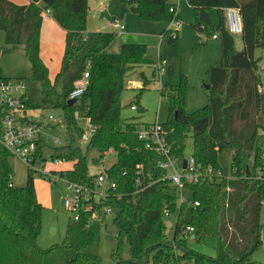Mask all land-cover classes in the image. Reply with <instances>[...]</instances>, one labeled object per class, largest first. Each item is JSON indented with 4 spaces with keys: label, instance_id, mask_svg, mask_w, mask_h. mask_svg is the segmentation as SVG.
Returning a JSON list of instances; mask_svg holds the SVG:
<instances>
[{
    "label": "trees",
    "instance_id": "1",
    "mask_svg": "<svg viewBox=\"0 0 264 264\" xmlns=\"http://www.w3.org/2000/svg\"><path fill=\"white\" fill-rule=\"evenodd\" d=\"M124 3L135 5L139 16L151 22H172L178 14L169 0H110L102 18L119 15ZM198 16L195 31L211 25L209 12L219 13L217 31L222 40V61L208 70L206 90L208 104L194 113L186 110V83L163 90L173 102L170 118L163 124L169 132L172 152L183 158L186 141L193 140V156L203 168L221 172L215 180L187 186L191 202L199 207L180 204V191L168 181L158 167L159 157L147 151L138 140L139 123L125 119L124 93L132 89L130 73L142 71L133 89L137 95L129 107L142 111L140 99L158 81L161 67L147 55L142 44H119L115 33L88 32V0H29L17 5L0 0V31L5 35V48L0 56L23 48L31 64L26 102L32 110L62 112L69 131L66 144L53 151V160L70 164L71 169L54 171L61 179L95 187L97 176L89 175V164L99 166L105 152L113 149L117 161L108 169L109 179L116 183L108 197L99 203L91 201L100 216L112 210V223L117 229V247L112 253L115 264H258L253 256L263 245L261 213L264 207V157L259 141L264 137V93L258 74L257 51H264V0H188ZM236 9L242 20L244 49L225 27L224 11ZM46 12L66 34L65 52L55 85L41 59V31ZM172 46H178V31L163 32ZM90 72V84L73 105L69 95L76 81ZM0 78L2 71L0 70ZM57 86L62 92L57 91ZM90 121L97 131L85 151L75 143L84 129L79 120ZM92 153L97 157L90 158ZM9 152L0 145V264H102L98 255L87 253L93 243L88 231L92 212H81L78 221L70 219L65 239L59 246L43 251L38 247L42 230L43 206L35 190L37 171L28 169L26 186L15 187ZM138 165L143 166L142 184ZM144 189V190H142ZM175 216L171 239L167 237L166 213ZM195 228L198 244L208 238L217 240V256L198 253L183 239L180 230ZM129 245L130 259L123 257V244Z\"/></svg>",
    "mask_w": 264,
    "mask_h": 264
},
{
    "label": "rangeland",
    "instance_id": "2",
    "mask_svg": "<svg viewBox=\"0 0 264 264\" xmlns=\"http://www.w3.org/2000/svg\"><path fill=\"white\" fill-rule=\"evenodd\" d=\"M17 5L23 6V0H17L19 3L9 0ZM110 0H88L89 15L87 20V30L89 32H109L115 33L117 43L113 50L119 51V44H142L147 47V55L159 62L161 71L158 81L154 82L149 90L140 99L142 111L133 112L130 107H125L122 111V116L125 119L134 120L137 123H154L159 122L166 124L170 118V109L174 106L173 102L162 94V91L171 87L178 86L182 81L186 83V110L189 113H194L203 109L208 104L207 92L205 85L207 81L208 70L213 66H218L222 61V40L217 31L219 23V13L212 9L209 12L211 25L203 32L195 31L193 25L198 23V16L193 10L188 0L176 1L178 21L182 26L178 30V46H172L167 36L163 32L169 29L176 30L171 22H151L134 14L131 11L129 3H124L120 6L119 20L125 25L126 31L119 34L108 18H102V10L104 6L108 7ZM104 5V6H103ZM46 17V16H45ZM51 18L49 21H53ZM41 55L43 63L48 69L49 80L52 85H55L56 76L61 68V61L65 52L66 34L64 30L58 27L56 30L48 26L47 19H44ZM46 25V26H45ZM218 36V39H213V36ZM236 42V50L242 51L244 44L241 35L233 36ZM5 35L0 31V48H5ZM259 59V76L262 80V91L264 93V51H257ZM0 70L2 76L12 80H24L27 84L31 82L32 71L30 61L23 48L13 50L11 53L0 56ZM145 71L149 75L152 71L149 67H138L130 73L129 81L133 88L124 93L125 100H134L139 87L138 75ZM28 81V82H27ZM137 82V83H136ZM57 91L62 92V88L57 86ZM45 114H53L58 121L63 120L62 112L57 110H43ZM80 126L84 130L89 129V124L85 119L79 120ZM76 145L80 146L84 151L86 144L83 143L77 132L71 130ZM54 137H61L62 140L69 138L67 129H58L52 132ZM259 146L263 150L264 157V137L259 141ZM50 160L46 168L41 172L61 171L71 169L70 164L55 163L52 154L47 151L45 153ZM193 154V140L191 136L186 141L185 156ZM97 153L91 154V159L97 157ZM52 157V158H51ZM117 161V154H109L99 166L92 162L89 164V175L98 176L104 170H108ZM10 165L14 171L13 183L15 187L26 186L27 174L29 166L22 160L11 157ZM35 190L37 197L43 206L42 215V230L38 239V247L47 251L53 247L63 243L67 232V226L72 218L75 220L78 214L68 211L65 207L67 199L72 198V193L68 188V183L65 179L58 178L55 182L45 179L41 175L35 176ZM108 190V185L105 187ZM184 202L192 201V194L185 190L182 192ZM94 216V217H93ZM112 215L100 216L95 210L92 211V219L88 225V231L93 235V243L87 249V253L98 255L102 259V264H115L112 259V253L117 247V229L112 223ZM261 223L263 224L262 241L263 245L257 250L253 256L254 262L264 264V207L261 213ZM167 237L173 236V230L176 225V218L166 219ZM193 250L198 253L208 255L210 257L217 256V240L208 238L202 244H198L193 239L189 241ZM123 257L126 260L130 259L129 245L125 241L123 244Z\"/></svg>",
    "mask_w": 264,
    "mask_h": 264
},
{
    "label": "built area",
    "instance_id": "3",
    "mask_svg": "<svg viewBox=\"0 0 264 264\" xmlns=\"http://www.w3.org/2000/svg\"><path fill=\"white\" fill-rule=\"evenodd\" d=\"M175 3L178 0H169ZM171 12L177 15V5L171 8ZM50 16V12H46ZM225 27L227 32L234 35H242V20L238 10L226 9L224 11ZM51 17V16H50ZM176 28L174 33L179 30L182 24L178 20L171 22ZM113 28L123 34L126 31L125 25L118 17L112 19ZM213 39H218L214 35ZM90 84V72L86 71L81 79L75 82L74 89L69 95V101H79L86 92ZM27 84L24 80H12L0 78V145H2L12 157H16L25 162L29 169L37 171L45 179L55 182L60 178L59 174L50 172H41L44 170L50 158L45 154L49 151L53 157L54 149L63 147L66 141L61 137H54L52 132L55 130L66 129L62 121H58L53 114H45L43 110L29 109L26 102ZM131 111L138 112L136 106L130 107ZM89 124V129L82 133L80 140L86 145L96 133L97 128ZM138 140L141 141L147 151L155 153L159 157L158 167L164 171L163 181H168L172 186L177 187L181 193L180 204L186 203L190 207H199V202H184L182 192L187 186L197 185L204 181H214L215 177L221 176V172H215L212 167L203 168L196 163L193 154L188 157L178 158L172 152V146L169 143V132L163 124L139 123L137 130ZM116 153L113 149L105 152V157L109 154ZM51 157V158H52ZM105 159V158H104ZM103 159V160H104ZM55 163H63L62 160H53ZM140 178L137 184H142L141 176L143 175V166L138 165ZM108 171V170H106ZM68 188L72 193V198L67 199L65 207L68 211L78 214L75 221L80 219L81 212H92L94 204L99 203L101 199L108 197L110 190H116L117 185L109 179L105 170L97 176L95 187L90 185L78 184L67 181ZM108 185V190L105 189ZM144 190V189H142ZM112 215V210L107 209L106 215ZM166 219H174L175 216L166 213ZM94 217V216H93ZM174 231V230H173ZM195 228L185 226L180 230L181 238L192 239L195 237Z\"/></svg>",
    "mask_w": 264,
    "mask_h": 264
},
{
    "label": "crops",
    "instance_id": "4",
    "mask_svg": "<svg viewBox=\"0 0 264 264\" xmlns=\"http://www.w3.org/2000/svg\"><path fill=\"white\" fill-rule=\"evenodd\" d=\"M14 2H16V3H19L17 0H13ZM29 4V0H23V4L22 5H28ZM104 6V5H103ZM106 9H107V7H106V5L104 6V10H102V13L104 12V11H106ZM46 17H44V19H47L48 21H47V23H48V26H50L51 27V29H53V30H56L58 27L56 26V22L53 20V21H49V19H51V17L50 16H48V15H45ZM114 17H117V16H114ZM114 17H112L111 19H110V22L112 23V19L114 18ZM44 23H45V21L43 22V27H42V31H41V46H42V37H43V28H44ZM58 25V24H57ZM46 26V25H45ZM59 26V25H58ZM170 30V29H169ZM88 31V30H87ZM89 32V31H88ZM121 44H124L123 42H121ZM5 47H6V45H5ZM41 55V54H40ZM41 59H42V55H41ZM42 61H44V60H42ZM137 83V82H136ZM139 87H140V83H139ZM138 87V88H139ZM125 101H128V100H125ZM103 163V162H102ZM106 171V170H105ZM39 200V199H38ZM40 202V201H39ZM41 203V202H40Z\"/></svg>",
    "mask_w": 264,
    "mask_h": 264
},
{
    "label": "water",
    "instance_id": "5",
    "mask_svg": "<svg viewBox=\"0 0 264 264\" xmlns=\"http://www.w3.org/2000/svg\"><path fill=\"white\" fill-rule=\"evenodd\" d=\"M135 1L136 0H130V2L131 3H135ZM131 11H132V13H134V14H138V12H139V9L137 8V7H131ZM205 89L206 90H209V86L208 85H205ZM77 103V101L75 100V101H69V104L70 105H73V104H76ZM131 103H132V100H128V101H124L123 102V107L125 108V107H129L130 105H131ZM105 173L106 174H108V171H105Z\"/></svg>",
    "mask_w": 264,
    "mask_h": 264
}]
</instances>
